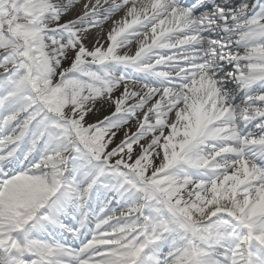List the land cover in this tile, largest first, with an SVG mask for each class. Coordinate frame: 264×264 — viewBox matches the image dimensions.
Here are the masks:
<instances>
[{
  "label": "snow or ice",
  "instance_id": "snow-or-ice-1",
  "mask_svg": "<svg viewBox=\"0 0 264 264\" xmlns=\"http://www.w3.org/2000/svg\"><path fill=\"white\" fill-rule=\"evenodd\" d=\"M0 264H264V0H0Z\"/></svg>",
  "mask_w": 264,
  "mask_h": 264
},
{
  "label": "rangeland",
  "instance_id": "rangeland-1",
  "mask_svg": "<svg viewBox=\"0 0 264 264\" xmlns=\"http://www.w3.org/2000/svg\"><path fill=\"white\" fill-rule=\"evenodd\" d=\"M80 2H81V4H82V3L84 2V0H81ZM79 10H80V4H78V5L76 6V8L73 9V12L70 13L69 15H70V16L75 15L77 12H79ZM67 18H68V17H65V19H67ZM110 23H111V21H109L108 23H106L107 26H109ZM106 24H105V25H106ZM105 25H104V28H105ZM105 30H107V29H105ZM95 35H96L95 32H92V33L89 34V38H88V40L86 41V44L88 45V47H92V44H93V38L95 37ZM137 84H139V83H137ZM139 85H140V84H139ZM95 116H97V114H94V117H93V118H95ZM93 118H92V119H93ZM117 140H119V137H117ZM113 146H114V145H113Z\"/></svg>",
  "mask_w": 264,
  "mask_h": 264
},
{
  "label": "bare ground",
  "instance_id": "bare-ground-1",
  "mask_svg": "<svg viewBox=\"0 0 264 264\" xmlns=\"http://www.w3.org/2000/svg\"><path fill=\"white\" fill-rule=\"evenodd\" d=\"M81 1V0H80ZM120 15V13H117L115 16H113L112 17V19H117L118 18V16ZM109 28V26H107V24L105 25V29H108ZM132 51L134 52L135 51V45H133L132 46ZM65 66H67V64L65 65ZM139 84H135L133 87H135V88H139ZM94 117V114L93 115H90V116H88V121L89 122H92L94 119H96V116H95V118H93ZM93 118V119H92Z\"/></svg>",
  "mask_w": 264,
  "mask_h": 264
}]
</instances>
